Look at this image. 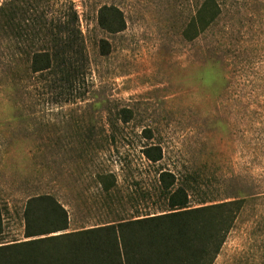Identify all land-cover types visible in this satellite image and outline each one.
I'll return each mask as SVG.
<instances>
[{"label":"rangeland","instance_id":"rangeland-1","mask_svg":"<svg viewBox=\"0 0 264 264\" xmlns=\"http://www.w3.org/2000/svg\"><path fill=\"white\" fill-rule=\"evenodd\" d=\"M73 1L90 70L66 99L36 92L0 21V246L30 240L25 210L38 196L65 207L68 233L156 213V196H143L165 170L191 176L190 208L245 201L214 264H264V0H222L219 24L191 42L202 0ZM104 6L123 12L124 32L98 26ZM148 146L161 162L146 160ZM103 173L118 181L113 205Z\"/></svg>","mask_w":264,"mask_h":264},{"label":"trees","instance_id":"trees-1","mask_svg":"<svg viewBox=\"0 0 264 264\" xmlns=\"http://www.w3.org/2000/svg\"><path fill=\"white\" fill-rule=\"evenodd\" d=\"M222 0H202L184 31L191 42L216 27ZM2 30L17 39L20 58L42 95L66 99L89 82V57L81 19L73 0H5L0 6ZM98 26L111 35L126 30L123 12L115 6L99 9ZM107 42L100 45L109 53ZM78 94V93H77ZM123 122H130L122 111ZM143 155L152 164L163 160V150L148 146ZM154 193L156 213L119 218L68 233L70 217L52 196L34 197L25 210L26 242L0 246V264H214L245 204L234 200L190 208L191 178L179 179L160 170ZM104 202L115 204L118 181L114 174L95 177ZM195 182V180H194ZM130 200H134L132 197ZM2 213L0 211V234ZM62 235L50 236L52 234Z\"/></svg>","mask_w":264,"mask_h":264}]
</instances>
